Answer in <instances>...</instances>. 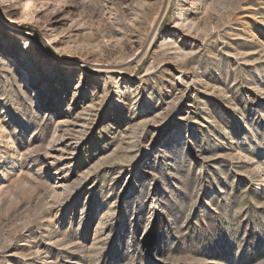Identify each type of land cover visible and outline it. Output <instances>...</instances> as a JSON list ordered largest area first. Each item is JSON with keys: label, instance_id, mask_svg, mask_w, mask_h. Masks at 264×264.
Returning a JSON list of instances; mask_svg holds the SVG:
<instances>
[{"label": "rangeland", "instance_id": "1", "mask_svg": "<svg viewBox=\"0 0 264 264\" xmlns=\"http://www.w3.org/2000/svg\"><path fill=\"white\" fill-rule=\"evenodd\" d=\"M137 259L264 264V0H0V264Z\"/></svg>", "mask_w": 264, "mask_h": 264}, {"label": "bare ground", "instance_id": "2", "mask_svg": "<svg viewBox=\"0 0 264 264\" xmlns=\"http://www.w3.org/2000/svg\"><path fill=\"white\" fill-rule=\"evenodd\" d=\"M35 1H39V0H35ZM169 5H170V4H169ZM31 9H32V8H30V7L27 5V6H26V9L24 10V12L31 11ZM138 259H139V258H138ZM138 259L134 262V264H139L140 261H139Z\"/></svg>", "mask_w": 264, "mask_h": 264}]
</instances>
